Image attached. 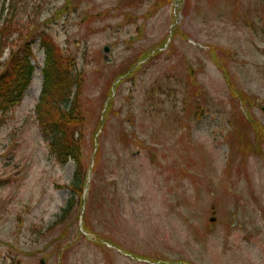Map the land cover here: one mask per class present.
I'll return each mask as SVG.
<instances>
[{"label": "rangeland", "instance_id": "1", "mask_svg": "<svg viewBox=\"0 0 264 264\" xmlns=\"http://www.w3.org/2000/svg\"><path fill=\"white\" fill-rule=\"evenodd\" d=\"M66 4L0 0V22L15 14L76 56L90 184L64 215L75 163L57 162L36 120L37 38L32 84L0 125V264H264V0Z\"/></svg>", "mask_w": 264, "mask_h": 264}, {"label": "trees", "instance_id": "2", "mask_svg": "<svg viewBox=\"0 0 264 264\" xmlns=\"http://www.w3.org/2000/svg\"><path fill=\"white\" fill-rule=\"evenodd\" d=\"M72 1L67 0V4L59 12L67 13ZM48 22L50 20L46 21ZM38 32L39 29L33 28L28 22L16 20L15 14L11 19L6 18L0 22V125L21 105L25 92L31 85L35 72L32 46L39 38L45 61L42 69L43 88L35 107L36 119L51 155L61 165L72 160L76 166L69 186L71 198L63 209V214L66 215L74 200L83 194L88 180L89 165L85 160L84 144L91 111L85 106L86 77L77 67L76 56L60 47L50 33ZM175 35L176 30H173V38ZM165 46L166 43L160 48ZM160 48L145 51L130 66L128 72L116 79L128 73L130 78L136 76L145 64L160 53ZM7 50L9 57L2 61ZM152 52L155 55L152 56ZM148 57L150 59L145 61ZM143 61L144 64L137 66ZM111 104L109 102V106ZM107 118L105 114L104 121ZM100 127L99 121L95 135Z\"/></svg>", "mask_w": 264, "mask_h": 264}, {"label": "bare ground", "instance_id": "3", "mask_svg": "<svg viewBox=\"0 0 264 264\" xmlns=\"http://www.w3.org/2000/svg\"><path fill=\"white\" fill-rule=\"evenodd\" d=\"M38 76L40 74V70H37ZM41 77L39 76L38 81L40 82Z\"/></svg>", "mask_w": 264, "mask_h": 264}, {"label": "water", "instance_id": "4", "mask_svg": "<svg viewBox=\"0 0 264 264\" xmlns=\"http://www.w3.org/2000/svg\"><path fill=\"white\" fill-rule=\"evenodd\" d=\"M104 51L105 52H108L109 51V48L106 47ZM105 60L108 61L106 58H105Z\"/></svg>", "mask_w": 264, "mask_h": 264}]
</instances>
